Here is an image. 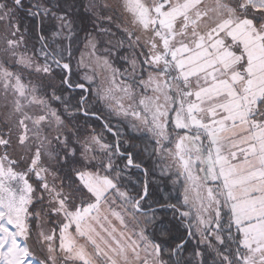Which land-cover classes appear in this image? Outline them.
<instances>
[{"label": "snow or ice", "instance_id": "1", "mask_svg": "<svg viewBox=\"0 0 264 264\" xmlns=\"http://www.w3.org/2000/svg\"><path fill=\"white\" fill-rule=\"evenodd\" d=\"M73 6L0 0V264H264V0H81L83 40Z\"/></svg>", "mask_w": 264, "mask_h": 264}, {"label": "trees", "instance_id": "2", "mask_svg": "<svg viewBox=\"0 0 264 264\" xmlns=\"http://www.w3.org/2000/svg\"><path fill=\"white\" fill-rule=\"evenodd\" d=\"M26 3H28V0H25ZM56 0H52V3H55ZM73 2V8H72V16L73 18L75 19V22H76V26H77V31L79 32L80 34V37H81V40H83V37L87 34V32H92L93 31V23L91 20H89L87 17H88V13L85 12L84 8L80 6L81 4V0H72ZM84 3L87 2V0H83ZM60 3L63 5L64 3V0H60ZM23 16V14H21ZM32 18L31 17H27V16H24L23 17V23L26 27H31L32 25ZM45 27H51V22L50 21H46L45 22ZM26 35V34H25ZM29 35V34H28ZM35 41L34 40H29V47H31V44L34 43ZM37 46H39L37 44ZM80 48L83 47L82 44L79 45ZM79 54V51H76L74 53V57L77 56ZM125 53L123 51H121L120 53H118L116 56H114L112 59H113V63L115 66L119 67L121 65H123L124 61L120 59V56L121 55H124ZM72 64H73V68L75 71H77L80 75H81V72L76 69V60L73 59L72 60ZM95 108L97 109H103V105L99 104V103H96L94 105ZM101 121H93L92 122V126L93 127H96L97 130H100V125H101ZM112 125H113V128L114 130L116 129V125L113 124V121H112ZM105 135L107 136L108 139H113L112 135L110 133H107L105 132ZM129 135H133L135 137H137L136 135L132 134V133H126V134H123V136L127 137ZM141 138L140 137H137V139L135 140V143L137 145V150L138 151H141V155L139 157V159H142L144 161V165L145 167L149 168L150 170L153 168L154 164L152 163L151 161V158L148 157L146 155L145 152H143L141 149H140V146H141ZM136 170H134L135 172ZM139 175L141 176L140 179H136V180H140L142 181L144 179L143 175L139 173ZM151 180L154 181V183L152 184V190H153V197L150 201H148V204H146V208L148 207V205H151V207L156 211L157 213V219L158 221L162 218L163 219V224H160L158 223V227H157V234L159 232V229L160 227H164L166 229H169L172 234L174 236H178V235H181V234H184L185 235V238L189 240V243H188V248H189V252L188 253H185L187 255H190L191 253V249L195 248L196 247V238H188L186 236V223L185 224H181L179 219L178 218H174L173 217V213H172V210L171 209H162L160 208L157 204L153 203V201L155 200H159L161 203H163L165 200H168L169 197H171V202L172 203H177V197L179 195V192L177 191V188H176V195H172L170 193L171 189L169 188V182L170 180H166V178H161L158 174H154V176H151L150 177ZM161 179V181L159 182V180ZM132 180H135V177L133 176V179ZM158 181V182H157ZM138 186V185H137ZM133 185H129V188H132ZM182 191V189L180 190ZM203 247V246H201ZM186 255V256H187Z\"/></svg>", "mask_w": 264, "mask_h": 264}, {"label": "rangeland", "instance_id": "3", "mask_svg": "<svg viewBox=\"0 0 264 264\" xmlns=\"http://www.w3.org/2000/svg\"><path fill=\"white\" fill-rule=\"evenodd\" d=\"M26 34V36L28 35V33H25ZM37 47H39V46H37ZM74 59L75 60H77V59H79V54L77 55V56H75L74 57ZM80 72H81V75L83 74V71L84 70H80V69H78ZM100 104V103H99ZM102 105V104H101ZM113 124L114 125H116V127L115 128H119L120 129V132H121V134L123 135V134H126V133H130V131H129V129L127 128V127H125V126H123V125H121V124H119V123H117V121L116 120H113ZM132 134H134V135H136L137 137H140L141 139V146H140V149L141 150H143L144 149V147L147 145L148 146V151H151V148H152V145H153V143L154 142H152L151 140H149V139H147L146 138V134H142V133H132ZM106 136V135H105ZM107 137V136H106ZM146 153V155L148 156V154H147V152H145ZM149 157V156H148ZM151 158V161H152V163L155 165L158 161L156 160V158L155 157H150ZM155 173L156 174H158L159 176H160V172H159V169H156V171H155ZM134 177H135V180H133L134 182H136L137 180V178L138 179H140L141 178V176L139 175V172L138 171H135V175H133ZM132 179H133V177H132ZM140 181V180H139ZM161 181V179L159 180V182ZM158 182V181H157ZM170 184V186H169V188L171 189V191H170V193L172 194V195H176V188H177V186H174L172 183H171V181L169 182ZM119 203V202H118ZM158 225L159 224H157L156 225V227L153 229V228H150L149 229V231L150 232H156L157 233V227H158ZM186 226V225H185ZM133 227V225L131 224V223H129V228L131 229ZM185 255H187V254H185ZM188 256V255H187Z\"/></svg>", "mask_w": 264, "mask_h": 264}]
</instances>
